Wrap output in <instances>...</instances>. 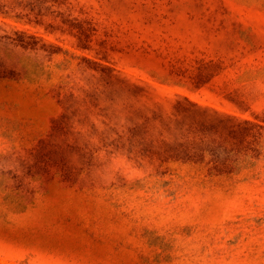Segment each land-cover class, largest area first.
I'll return each instance as SVG.
<instances>
[{
    "label": "rangeland",
    "instance_id": "374dc122",
    "mask_svg": "<svg viewBox=\"0 0 264 264\" xmlns=\"http://www.w3.org/2000/svg\"><path fill=\"white\" fill-rule=\"evenodd\" d=\"M0 264H264V0H0Z\"/></svg>",
    "mask_w": 264,
    "mask_h": 264
}]
</instances>
